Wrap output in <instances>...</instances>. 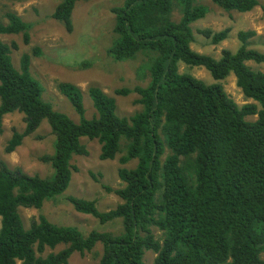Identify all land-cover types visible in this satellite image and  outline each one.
<instances>
[{"label": "trees", "instance_id": "trees-1", "mask_svg": "<svg viewBox=\"0 0 264 264\" xmlns=\"http://www.w3.org/2000/svg\"><path fill=\"white\" fill-rule=\"evenodd\" d=\"M59 1L53 17L71 30L76 4L88 0ZM211 1L226 11L264 9V0ZM208 9L198 0H124L112 8L109 54L117 61L142 56L149 71L147 85L116 91L139 94L142 109L130 116L118 115L115 98L91 86L96 114L87 118L84 92L67 82L59 90L80 121L55 110L31 72V54L24 53L15 67L12 45L0 38V135L5 115L20 112L25 121V130L13 134L5 151H14L44 121L55 136L54 152L41 158L53 168L49 177L0 165V264H70L75 254L94 253L98 245V264H145L148 250L157 254L152 264H264V70L248 64H264V52L250 47L253 30L238 33L242 44L235 52L224 49L216 58L195 51L191 25ZM29 28L13 11L0 16V34L22 33L27 42ZM203 32L214 43L228 35L227 29ZM181 64L205 67L216 82L182 73ZM230 74L252 102L240 106L228 95L221 80ZM84 138L98 142L101 160L123 152L118 169L123 186L103 185L122 201L101 210L94 199L69 200L76 211L102 223L121 219L122 229L84 233L45 215L27 227L20 209L41 208L67 190L73 157L89 154Z\"/></svg>", "mask_w": 264, "mask_h": 264}, {"label": "rangeland", "instance_id": "rangeland-1", "mask_svg": "<svg viewBox=\"0 0 264 264\" xmlns=\"http://www.w3.org/2000/svg\"><path fill=\"white\" fill-rule=\"evenodd\" d=\"M124 0H88L76 4L72 13V29L64 22L53 17V12L59 0H0V16L7 11H13L30 25L29 41H25L22 33L4 35L0 38L12 45V59L19 68L20 59L24 53L31 54V72L44 87V99L52 103L55 110L67 114L71 119L80 121L72 103L59 90V83L67 82L79 86L84 92L86 117L96 114V109L88 95L91 86L100 87L116 100L117 113L120 116H130L142 109L137 102L139 94H119L118 89H133L137 85H147L149 71L145 68L144 57L117 61L109 54L108 49L115 37V15L112 8ZM209 9L207 15L192 23L195 39L192 48L202 54L220 57L224 49L235 52L242 44L238 33L253 30L254 35L248 40L250 47L264 52V9L255 7L249 12L226 11L211 0H198ZM175 15L179 16L178 12ZM227 29L226 39L214 43L204 34V30L220 32ZM13 44H16L14 47ZM39 48L40 53H34ZM253 69L264 70V64L248 61ZM182 73H189L207 84L216 82L211 73L203 66L181 64ZM225 91L240 106L253 100L246 97L237 85L236 77L230 74L221 80ZM255 116H247L255 120ZM25 130L24 114L13 112L3 118V132L0 135V165L10 168H21L28 174H38L49 177L53 173L50 163L43 161L44 155L54 152L55 136L47 121H44L32 134L26 136L22 143L12 152H6L7 141L15 132ZM88 147V155L73 157L72 179L67 190L48 200L41 208L25 207L20 209L21 216L27 227L33 219L41 215L58 225H75L84 233L92 230L119 232L123 223L121 219L102 223L90 214L76 211L69 200L75 195L94 199L101 210L114 208L122 200L113 191H108L103 185L117 189L123 186L118 175L119 167L123 166L119 158L120 152L113 160L99 158L100 145L96 140L84 138ZM165 157V156H164ZM134 162L126 164L133 167ZM93 173V174H92ZM95 175V176H94ZM1 227V217H0ZM157 238L163 237V231L152 227ZM102 246L98 245L94 253L86 256L75 254L70 264H98ZM153 250L145 253V264H152L156 257Z\"/></svg>", "mask_w": 264, "mask_h": 264}]
</instances>
